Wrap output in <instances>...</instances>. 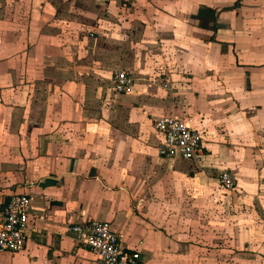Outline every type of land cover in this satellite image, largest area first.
Here are the masks:
<instances>
[{
	"label": "crops",
	"instance_id": "0c3cea01",
	"mask_svg": "<svg viewBox=\"0 0 264 264\" xmlns=\"http://www.w3.org/2000/svg\"><path fill=\"white\" fill-rule=\"evenodd\" d=\"M172 116L203 161L159 155ZM13 194L28 241L0 264H99L68 231L92 219L139 264H264V0H0V221Z\"/></svg>",
	"mask_w": 264,
	"mask_h": 264
},
{
	"label": "built area",
	"instance_id": "2783aa9c",
	"mask_svg": "<svg viewBox=\"0 0 264 264\" xmlns=\"http://www.w3.org/2000/svg\"><path fill=\"white\" fill-rule=\"evenodd\" d=\"M128 2L129 0H125ZM134 79L126 70L113 75V87L119 94L132 92ZM191 119L164 117L155 121V129L163 136L158 147L161 157L201 161L205 157L203 135L191 125ZM219 183L226 190L235 188L234 177L228 171L219 175ZM31 212V198L27 194H13L6 203L0 221V252L16 253L23 250L28 241L27 229ZM78 244L96 253L99 264H139L140 254L129 251L111 224L92 219L72 224L68 230Z\"/></svg>",
	"mask_w": 264,
	"mask_h": 264
},
{
	"label": "rangeland",
	"instance_id": "374dc122",
	"mask_svg": "<svg viewBox=\"0 0 264 264\" xmlns=\"http://www.w3.org/2000/svg\"><path fill=\"white\" fill-rule=\"evenodd\" d=\"M132 76V75H131ZM112 82H113V77H112ZM167 84V83H166ZM165 87H166V85H165ZM186 119H191V121L193 122V120H192V118L191 117H186ZM201 161H203V160H201ZM200 161V162H201ZM221 173V172H220ZM220 173H219V175H220ZM219 175L217 176V178H218V184H219V186H220V188L223 190V192H225V194L227 195V197H228V199L229 200H236L238 197L235 195V194H237L238 192H237V189H236V187H237V185L235 186V188L234 189H232V190H226V189H224L221 185H220V183H219ZM235 183H236V180H235ZM235 196V197H234ZM229 212H231V211H233V210H231V208H229V210H228ZM203 227H204V225H201V228L203 229Z\"/></svg>",
	"mask_w": 264,
	"mask_h": 264
}]
</instances>
